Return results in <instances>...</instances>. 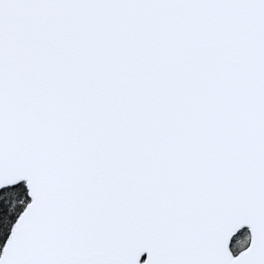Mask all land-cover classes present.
Masks as SVG:
<instances>
[{"label":"snow or ice","instance_id":"snow-or-ice-1","mask_svg":"<svg viewBox=\"0 0 264 264\" xmlns=\"http://www.w3.org/2000/svg\"><path fill=\"white\" fill-rule=\"evenodd\" d=\"M0 264H264V0H0Z\"/></svg>","mask_w":264,"mask_h":264}]
</instances>
